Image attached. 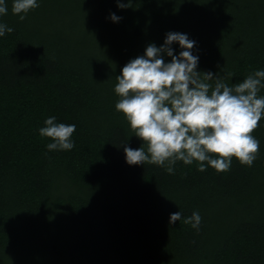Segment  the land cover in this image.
Here are the masks:
<instances>
[{
	"label": "trees",
	"instance_id": "trees-1",
	"mask_svg": "<svg viewBox=\"0 0 264 264\" xmlns=\"http://www.w3.org/2000/svg\"><path fill=\"white\" fill-rule=\"evenodd\" d=\"M130 2L38 0L21 21L5 0L0 264H264V115L251 167L232 157L230 171L200 172L177 161L169 174L126 163L123 145L142 141L114 92L121 68L168 32L187 34L197 70L231 73L230 84L264 70V0ZM50 116L76 125L73 149L47 152L39 129ZM194 211L199 230L183 223Z\"/></svg>",
	"mask_w": 264,
	"mask_h": 264
},
{
	"label": "clouds",
	"instance_id": "clouds-1",
	"mask_svg": "<svg viewBox=\"0 0 264 264\" xmlns=\"http://www.w3.org/2000/svg\"><path fill=\"white\" fill-rule=\"evenodd\" d=\"M115 2L121 9L131 6L130 0ZM37 7L38 0H12L11 11L23 21ZM7 12L5 0H0V16ZM109 19L115 23L122 17L110 13ZM12 31L0 23V37ZM173 43L182 49L178 54H174ZM195 43L187 34L168 32L163 45L149 43L143 55L128 61L115 77L114 92L119 97L115 109L142 141L135 149L123 145L128 165L154 164L173 174L177 161L185 165L195 161L200 172L211 166L223 173L231 170L232 157L247 167L258 158L259 140L252 133L264 115V95H260L264 70H254L242 82L230 84L231 73L220 77L197 70ZM165 56L170 61L166 62ZM75 130V124L57 123L56 117L50 116L39 135L51 138L47 152L67 151L74 148ZM180 220V211L170 214L169 223ZM201 220L194 211L183 223L199 230Z\"/></svg>",
	"mask_w": 264,
	"mask_h": 264
}]
</instances>
